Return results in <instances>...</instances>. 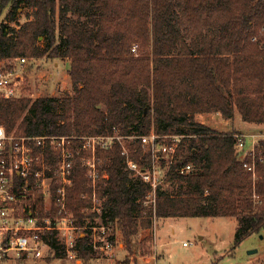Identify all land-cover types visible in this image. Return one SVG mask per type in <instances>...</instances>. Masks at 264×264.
<instances>
[{
	"label": "trees",
	"instance_id": "1",
	"mask_svg": "<svg viewBox=\"0 0 264 264\" xmlns=\"http://www.w3.org/2000/svg\"><path fill=\"white\" fill-rule=\"evenodd\" d=\"M23 5L32 9L25 23L0 24V67L19 57H66L73 93L0 98L8 133L140 136L153 129L182 136L155 204L145 203L150 187L126 169L119 144L98 150L99 169L108 174L97 184L101 225L119 228L128 251L117 264L151 255L159 218L234 217L236 244L263 232L264 141L243 157L238 132L197 117L229 121L237 111L246 122L264 124V0H0V16L10 8L9 21L17 22ZM128 145L133 160L149 163L140 139ZM183 164L193 169L180 174ZM91 192L87 170L76 167L67 207L79 226L95 217L86 211L92 199L83 197ZM48 242L56 257L65 250L54 232ZM75 249L85 262L98 257L88 233Z\"/></svg>",
	"mask_w": 264,
	"mask_h": 264
},
{
	"label": "built area",
	"instance_id": "2",
	"mask_svg": "<svg viewBox=\"0 0 264 264\" xmlns=\"http://www.w3.org/2000/svg\"><path fill=\"white\" fill-rule=\"evenodd\" d=\"M16 61L19 67H24L26 57L16 58ZM12 66L0 67V98L21 97L23 75ZM255 136L252 134V137ZM246 137V134H236V148L243 157L253 153L257 145L256 141L247 151ZM130 138L140 139L142 147L150 151L151 160L147 165H140L130 156L128 143L133 141L127 140ZM181 139L180 135H158L153 129L149 134L140 136L121 135L118 131L108 135L85 136L16 135L8 133L6 127L0 124V264L12 258L27 260L44 257L50 247L48 238L52 232L61 235L67 252L72 257L76 256L79 235L76 236L75 232L89 225H76L74 217L68 212V187L73 182L75 168L86 169L92 192L83 197L92 199L93 207L98 211L96 218L101 220L97 184L108 174L99 169L101 160L98 150L111 149L119 144L125 156L126 169L150 187L145 203L155 204L158 189L165 188L169 183V171L176 160ZM192 169L191 164H183L177 171L187 174ZM42 202L43 206H40ZM102 228L103 232L109 229L105 225ZM100 240L102 243L99 244L92 240L94 248L113 249L110 235H103Z\"/></svg>",
	"mask_w": 264,
	"mask_h": 264
},
{
	"label": "rangeland",
	"instance_id": "3",
	"mask_svg": "<svg viewBox=\"0 0 264 264\" xmlns=\"http://www.w3.org/2000/svg\"><path fill=\"white\" fill-rule=\"evenodd\" d=\"M10 8L0 16V24H9L12 27H19V24L25 23L32 9L27 6H21L17 11V22H10L8 18ZM43 38H40V45H44ZM13 66L16 67L23 75L20 84L21 97H32L33 99L40 96H55L62 98L67 93H73L68 70L70 60L66 57L52 58L47 55L43 57L30 58L26 57L24 67H19L16 59L12 60ZM4 64H9L6 62ZM2 63V68H5ZM12 66V67H13ZM203 123L226 131V127H234L238 132L246 134V150H250L254 143L264 141V124L260 127L250 126L244 121L239 113L235 119L228 122L229 125L223 124L221 117L214 115H205L199 118ZM252 133L255 137H252ZM254 138V139H253ZM134 140L133 138L127 139ZM91 213L95 217L85 221L84 226L76 230V236L89 234L92 240L98 244L102 243L100 238L105 235L116 238L112 250H103L95 248L97 258L85 262L77 255L70 256V253L60 248V256L56 257L51 247L47 249L44 257H31L27 260H17L15 258L4 261L2 264H117L123 261L128 255L125 248V242L122 232L116 226L104 230L101 220L96 218L98 211L91 208ZM76 224V223H75ZM77 225V224H76ZM79 226V225H78ZM91 226H96L92 228ZM237 220L234 217H166L154 220L151 238V255L138 257L131 264H264V230L262 233H254L246 237L239 244L235 243V233ZM59 245L63 246V237L56 235ZM141 231L132 238L133 247L139 245ZM187 245H184V243ZM122 244L121 246H119ZM65 246V245H64ZM256 250L255 252H251Z\"/></svg>",
	"mask_w": 264,
	"mask_h": 264
},
{
	"label": "crops",
	"instance_id": "4",
	"mask_svg": "<svg viewBox=\"0 0 264 264\" xmlns=\"http://www.w3.org/2000/svg\"><path fill=\"white\" fill-rule=\"evenodd\" d=\"M237 111H236V113H235V116H234V118L233 119H235L236 118V116H237ZM206 115H214L215 117H221L219 114H206ZM203 116H205V115H201V116H198L197 118L199 119V118H202ZM222 118V117H221ZM222 120H223V124H226V125H229L228 124V122L229 121H231V120H229V121H226L225 119H223L222 118ZM250 126H255V128H258V127H260L262 124H256V123H250V122H247ZM227 129H225L226 131H228V132H232V131H236V132H238L234 127H229V126H227L226 127ZM238 133H241V132H238ZM253 134V133H252ZM122 244H120L119 246H121Z\"/></svg>",
	"mask_w": 264,
	"mask_h": 264
},
{
	"label": "water",
	"instance_id": "5",
	"mask_svg": "<svg viewBox=\"0 0 264 264\" xmlns=\"http://www.w3.org/2000/svg\"><path fill=\"white\" fill-rule=\"evenodd\" d=\"M256 250H253V251H251V252H255Z\"/></svg>",
	"mask_w": 264,
	"mask_h": 264
}]
</instances>
